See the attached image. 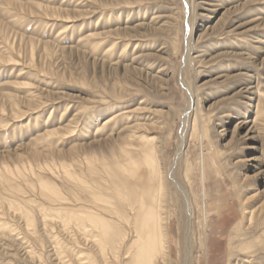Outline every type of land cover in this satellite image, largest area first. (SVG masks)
Wrapping results in <instances>:
<instances>
[{"label": "rangeland", "instance_id": "374dc122", "mask_svg": "<svg viewBox=\"0 0 264 264\" xmlns=\"http://www.w3.org/2000/svg\"><path fill=\"white\" fill-rule=\"evenodd\" d=\"M192 92L201 110L197 139ZM142 101L138 136L153 139L155 159L123 131L134 122L122 114ZM183 130L175 174L193 206L191 264H244L264 231V0H0V172H11L0 180V264L87 263L91 236L55 220L44 227L34 206L59 205L37 179L68 208L93 206L95 190L123 209L118 196L133 186L124 148L142 166L149 161L147 177L163 176L171 264H181L186 214L169 175ZM20 209L32 212L34 227ZM237 226L241 237L232 240ZM254 257L264 264L262 252Z\"/></svg>", "mask_w": 264, "mask_h": 264}, {"label": "bare ground", "instance_id": "6f19581e", "mask_svg": "<svg viewBox=\"0 0 264 264\" xmlns=\"http://www.w3.org/2000/svg\"><path fill=\"white\" fill-rule=\"evenodd\" d=\"M194 9L195 6L192 4L190 15L193 21L197 18L195 11H193ZM129 44L130 41L127 40L125 47H128ZM143 103L144 101H142L137 108L131 109L122 114V118L125 122L132 124L130 122L131 119H133L134 122L133 125L123 129V131H130L131 135L128 137H134L136 140H140L141 147L149 148L148 153L152 154L155 159L157 150L152 142L153 139L145 134L138 136V134H140L146 127L145 117H143L145 112V107L142 106ZM192 108L194 109L195 118L191 136L194 139H197L199 132L198 114H200L201 110L197 103L195 92L190 93L188 111ZM184 126H186V118L184 119ZM184 140L185 134L183 130L180 135L179 148L169 177L177 191L183 197L184 208L182 209L181 214L184 219L186 214V221H184V224L179 228L180 263L191 264L193 206L187 185L178 182L175 174L177 164L184 153ZM126 146L133 147L135 145L131 141H123V147ZM124 154L125 158L130 163V170L132 171L133 178V186L130 191L128 193L124 192L122 195L118 196L120 203L124 205L123 209H126V211L116 207L111 202L112 199L105 197L95 190H93V206H75L68 208L64 206L66 199L61 197L59 191L52 184L41 177L37 179L40 187L43 191L50 192L51 195L48 197H51L54 205L59 206L54 208L47 207L44 204H37L34 207H38L37 209L41 215L44 227L47 228L52 226L53 221L55 220L59 223L61 222L64 229L67 231H72L75 228L81 233V235L85 237L89 235L93 238V255H87V263L83 264H108V259L111 261L113 258L118 259L120 257L125 260L123 264H171V221L169 218L171 195L168 187L164 182L160 171L157 172L158 174L155 172L150 175V177H147V175L151 174L146 168L149 166L148 160H144L145 163L144 166H142L136 156H133L131 152L126 151L125 148ZM252 159L253 158H248L245 161ZM117 166L120 168L121 172L129 170L128 167L123 166L120 161H118ZM63 170L67 176L72 177L70 168L63 166ZM10 173L11 172L8 169L4 172H0V180L5 182L10 181V178H8V174ZM258 173H261V171L253 174L251 178H255ZM176 201L180 202V198H177ZM10 206L14 207V205ZM20 210L26 214L25 219L27 227H34L35 222L32 217V212L27 211L25 213L23 209ZM4 215L5 213L0 210V217ZM249 215L250 218L248 219V222L250 225H253L255 223L254 214ZM3 225L4 224H2L0 219V227H3ZM261 225H264V221ZM127 227L129 228L128 232L126 229ZM28 230L31 231V229ZM241 233L242 230L237 226L233 232L232 240L239 239ZM130 234H132L133 239L129 243L126 241ZM56 241L58 242L57 244H59L57 238ZM253 241H255L254 244L252 243V245L249 246L250 248H253L252 252H249L248 249L247 252H245L247 257L244 260V264H260L259 261L257 262L258 259L254 257L258 250L264 255V231L258 237L254 238ZM257 246H259V248L255 250L254 248ZM231 249V254H234L236 248L232 247ZM60 255H62L61 252ZM57 256L60 260H63V257H60L59 254H57ZM68 264H74V262H68Z\"/></svg>", "mask_w": 264, "mask_h": 264}]
</instances>
